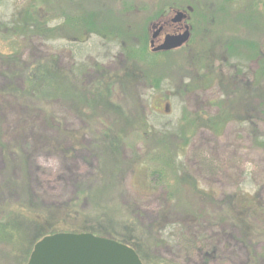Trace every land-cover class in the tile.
I'll return each mask as SVG.
<instances>
[{
    "label": "rangeland",
    "instance_id": "obj_1",
    "mask_svg": "<svg viewBox=\"0 0 264 264\" xmlns=\"http://www.w3.org/2000/svg\"><path fill=\"white\" fill-rule=\"evenodd\" d=\"M176 10L190 40L153 54ZM65 221L147 259L264 264V0H0V264Z\"/></svg>",
    "mask_w": 264,
    "mask_h": 264
},
{
    "label": "water",
    "instance_id": "obj_2",
    "mask_svg": "<svg viewBox=\"0 0 264 264\" xmlns=\"http://www.w3.org/2000/svg\"><path fill=\"white\" fill-rule=\"evenodd\" d=\"M186 20V14L175 11L171 22ZM182 34L164 36L162 43L154 47V41L162 28L158 24L151 26L155 30L151 35L150 50L170 52L184 46L190 38L189 29ZM26 264H142L139 256L129 246L112 239L97 237L90 233H56L43 237L32 248Z\"/></svg>",
    "mask_w": 264,
    "mask_h": 264
},
{
    "label": "trees",
    "instance_id": "obj_3",
    "mask_svg": "<svg viewBox=\"0 0 264 264\" xmlns=\"http://www.w3.org/2000/svg\"><path fill=\"white\" fill-rule=\"evenodd\" d=\"M158 18H159V16L157 15L154 20H157ZM25 20H24V23L26 25L31 23V22H34L33 20L27 21V17H26ZM154 20H151V23L154 22ZM35 24L37 25L38 23L35 22ZM36 25H35V27H36ZM40 28H41V26H40ZM21 30L22 31H26L25 29H21ZM42 31L43 32H41V33H46V34H51L52 33L51 30H49V29H45V30L42 29ZM140 47H141V49L138 50L137 53L140 52V51H143L145 46H144V44H141ZM169 53L170 52H163V53H159V54H169ZM153 54H157V53H153ZM44 75L45 74H44V71L42 69L40 70L39 68H36V69L28 71L26 77L29 80V83H31V84L32 83H42V81H41L42 79L45 82ZM163 177H164L163 172H154V174L151 175V178H153V180H154V181H152V183L153 184L157 183L160 186ZM20 209H22V210H20V211L17 210L16 211L17 215L15 217V220H12V222L19 223L17 221V219L18 220H20V219L22 220L21 216H24L23 214H25L28 217L34 218L32 221L28 220L29 224L27 226L29 227V230H30V228H32L34 226L38 227L36 225L44 226V225H48V223H50V220L48 219L49 216L45 217L46 215H44L43 213H41L39 211H32L30 209H25V208H22V207H20ZM76 214H77V211H68L67 215L64 218L65 219H67V217L72 218V217L76 216ZM25 219L27 220V217H23L22 221H24ZM64 223H65V225L61 226L60 228L59 227L58 228H53V229H50L48 231L45 229V230L39 232L38 234L35 233L31 237V239H29L28 243H29V247L30 248H29V250H28V252L26 254V258H25L24 264H26V262L28 261L29 255H30V253L32 251V248H33L34 244L36 242H38L39 240H41L45 236L53 235V234H56V233H72V232L90 233V234H93L94 236L103 237V238H106V236H107V231L108 230H106L105 227H103V226H102L103 227L102 229L101 228L96 229V228H93V227L90 228L88 226H85L84 228L73 230L72 226L69 225L66 221ZM31 225H34V226H31ZM81 227H83V226H81ZM0 229H1L0 237L3 238L1 241L9 239V238H13L16 235L15 231L4 230V229L1 228V226H0ZM17 235H19V233H17ZM123 241H128V240L125 239V238H122L121 243L131 247L136 252V254L139 256L142 264H175L173 262H166V261H164L162 259L155 258V257L147 259V258H145V254H143L144 252L140 248H138V246H136L134 243H131V242L124 243ZM117 242H119V241H117Z\"/></svg>",
    "mask_w": 264,
    "mask_h": 264
},
{
    "label": "flooded vegetation",
    "instance_id": "obj_4",
    "mask_svg": "<svg viewBox=\"0 0 264 264\" xmlns=\"http://www.w3.org/2000/svg\"><path fill=\"white\" fill-rule=\"evenodd\" d=\"M177 11V10H176ZM182 11V10H179ZM183 13L186 14V20L185 21H181L178 23H172L171 22V13L165 17H159L157 20H155L154 22H152L151 26L154 24H158V26H160L162 28L160 34L156 37L155 41H154V47L159 46L163 40L160 39V36L163 35V38L165 35H167V33H164L165 30H168L169 34H173V35H179L182 34L184 32V30L186 29L185 27H187L189 29V33L191 34V30L192 27L189 25L188 23V15L185 11H182ZM155 30L151 29V35L153 34ZM190 40V39H189ZM152 52V51H151ZM154 53V52H152ZM157 54L159 53H163V52H156Z\"/></svg>",
    "mask_w": 264,
    "mask_h": 264
}]
</instances>
